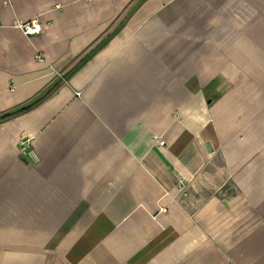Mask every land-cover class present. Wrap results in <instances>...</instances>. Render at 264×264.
<instances>
[{
  "label": "crops",
  "instance_id": "0c3cea01",
  "mask_svg": "<svg viewBox=\"0 0 264 264\" xmlns=\"http://www.w3.org/2000/svg\"><path fill=\"white\" fill-rule=\"evenodd\" d=\"M234 64L264 82V0H0V264H264Z\"/></svg>",
  "mask_w": 264,
  "mask_h": 264
},
{
  "label": "rangeland",
  "instance_id": "374dc122",
  "mask_svg": "<svg viewBox=\"0 0 264 264\" xmlns=\"http://www.w3.org/2000/svg\"><path fill=\"white\" fill-rule=\"evenodd\" d=\"M241 34L243 36L244 35L248 36V33H241ZM225 35H226V38H223L224 40H228L230 42L233 41V37H232L231 33H224L221 36H225ZM237 66L238 65H235V64L231 65V74H232V72L234 73L235 79L246 78L249 81V83L248 84L246 83L244 86L246 92L247 91H253V90H255V88H262L261 86H264L263 85L264 82L261 81L259 76L256 75L257 72H255V74H254L247 67L245 68V66L242 67L241 65H239V67H240L239 69L237 68ZM263 115H264V113L262 111H260L257 114V117L263 118ZM238 118H240V120H242V119H245L247 117H246V115L245 116L238 115ZM229 120H230V118H229ZM244 134H248V133H244ZM256 134H258V133H256ZM249 146H251V147H249ZM246 147L250 148L249 150L247 148V153H246V150L239 151L238 149L235 148L234 150L229 149L227 151V155H226V158L228 156L230 158V156H231L232 158H237V160L239 159L238 162H239V166H241V169H240V171H235V173H236V175L234 176L235 178H231V179L226 178V180L228 179V181L226 182V185L231 184L232 189H233V190H230V192L228 193V196L230 198H235V199H238L241 201H246V200L250 201V200L257 199V197L254 195V193H252L251 191L250 192L247 191L246 176H243V174L245 173L243 171H261L262 165H260L258 163L259 160L257 159V157L260 154L264 153V150H263L264 144L263 145L261 143L260 144L254 143L252 145L247 144ZM231 163L235 164L233 162H231ZM238 173H239V175H238ZM254 173H256V172H254ZM260 178H262V176ZM262 181L264 182V179H262Z\"/></svg>",
  "mask_w": 264,
  "mask_h": 264
},
{
  "label": "built area",
  "instance_id": "2783aa9c",
  "mask_svg": "<svg viewBox=\"0 0 264 264\" xmlns=\"http://www.w3.org/2000/svg\"><path fill=\"white\" fill-rule=\"evenodd\" d=\"M14 26L31 36L39 34L44 30V25L38 18L30 20H17L15 21ZM36 57L39 59L44 58L41 53H38Z\"/></svg>",
  "mask_w": 264,
  "mask_h": 264
}]
</instances>
